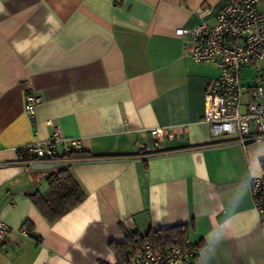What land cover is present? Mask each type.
Listing matches in <instances>:
<instances>
[{"label":"crops","instance_id":"0c3cea01","mask_svg":"<svg viewBox=\"0 0 264 264\" xmlns=\"http://www.w3.org/2000/svg\"><path fill=\"white\" fill-rule=\"evenodd\" d=\"M225 3L0 0V219L11 229L0 264H112L110 243L124 244L125 230L177 225L188 226L199 264H264V211L249 188L264 177V140L211 136L204 95L218 66L195 63L176 33L213 24ZM244 68L256 67L241 69L247 90ZM29 92L42 97L34 124ZM48 120L95 157L22 164L19 149L46 140ZM151 128L165 135L155 142ZM63 166L85 197L49 223L30 195Z\"/></svg>","mask_w":264,"mask_h":264},{"label":"built area","instance_id":"2783aa9c","mask_svg":"<svg viewBox=\"0 0 264 264\" xmlns=\"http://www.w3.org/2000/svg\"><path fill=\"white\" fill-rule=\"evenodd\" d=\"M261 0H226L213 24L199 21L190 28L176 30L185 51L195 63L215 62L218 76L210 82L204 95L203 121L209 125L212 137L229 136L246 147L264 140V91L258 85L247 90L241 84V69L245 66L264 68V5ZM205 12H200L202 16ZM40 94L25 95L24 111L34 124ZM52 129L46 140L35 141L19 149L29 159L24 165L53 164L72 151L82 150L78 137H66L57 121L48 120ZM158 142L165 135L163 128H151ZM249 188L253 206L264 211V177H251ZM11 229L0 219V240ZM112 264H199L196 246L185 238L176 239L164 247L144 245L128 259Z\"/></svg>","mask_w":264,"mask_h":264},{"label":"trees","instance_id":"16d2710c","mask_svg":"<svg viewBox=\"0 0 264 264\" xmlns=\"http://www.w3.org/2000/svg\"><path fill=\"white\" fill-rule=\"evenodd\" d=\"M264 3V0H261ZM20 153V160L29 159L23 153ZM95 155L80 151H72L62 156L64 159H80L92 158ZM48 190L45 193L33 192L31 200L41 215L52 223L66 212L75 208L84 199L85 193L79 183L72 176L67 166L59 167L52 170L46 176ZM26 233L35 237L33 234L34 226L26 220L21 225ZM188 232L187 225H177L169 228L158 229L156 231H148L145 235L137 232L124 231L126 241L124 244L110 243V248L119 255V262L128 259L133 253L140 250L144 245L149 244L152 247H164L176 239L178 243H182Z\"/></svg>","mask_w":264,"mask_h":264},{"label":"rangeland","instance_id":"374dc122","mask_svg":"<svg viewBox=\"0 0 264 264\" xmlns=\"http://www.w3.org/2000/svg\"><path fill=\"white\" fill-rule=\"evenodd\" d=\"M260 5H264V3H261ZM242 74H243V80L246 84H250V85H258L262 88V90H264V79H261V77H259L260 75H264V70L261 69V67L259 68H244L242 70ZM258 77H255V76Z\"/></svg>","mask_w":264,"mask_h":264},{"label":"water","instance_id":"95a60500","mask_svg":"<svg viewBox=\"0 0 264 264\" xmlns=\"http://www.w3.org/2000/svg\"><path fill=\"white\" fill-rule=\"evenodd\" d=\"M52 167L53 166L51 164H39V165L32 166L33 169H49Z\"/></svg>","mask_w":264,"mask_h":264}]
</instances>
